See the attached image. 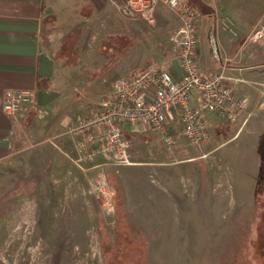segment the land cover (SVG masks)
I'll return each mask as SVG.
<instances>
[{
  "label": "rangeland",
  "instance_id": "obj_1",
  "mask_svg": "<svg viewBox=\"0 0 264 264\" xmlns=\"http://www.w3.org/2000/svg\"><path fill=\"white\" fill-rule=\"evenodd\" d=\"M250 11L247 54L263 74L248 79L259 82L264 40L255 33L264 0H251ZM164 17L173 35V17ZM127 18L157 26L156 11L150 19ZM110 52L113 70L125 54ZM69 55L78 63L80 54ZM100 72H90L92 97L101 95ZM244 115L229 126L212 121L210 139L199 146L181 139L170 149L148 131L134 134L129 164L86 172L77 166L89 176V193L69 205L58 184L35 169L0 167V264H264V144L256 143L260 131L264 136V99L250 95ZM99 172L106 195L96 189Z\"/></svg>",
  "mask_w": 264,
  "mask_h": 264
},
{
  "label": "crops",
  "instance_id": "obj_2",
  "mask_svg": "<svg viewBox=\"0 0 264 264\" xmlns=\"http://www.w3.org/2000/svg\"><path fill=\"white\" fill-rule=\"evenodd\" d=\"M183 1L191 3L202 15L198 48L201 71L214 73L220 69L210 46V37L214 36L230 86L248 100L250 95H260L263 100L264 81L248 79L257 71L251 67L253 54H247L249 44L245 41L251 33L246 32L251 0ZM116 2L0 0V167L35 169L42 174L41 180L49 177L58 184L57 194L63 192L68 205L71 198L82 199L89 193L85 186L89 176L75 163L78 153L69 128L78 118L98 110L102 98L118 78L138 74L148 66L163 67L175 79L180 76L173 41L181 26L179 14L160 4L156 9L157 26L153 27L127 18ZM164 14L173 17L171 22L176 28L173 35L168 31L170 22ZM263 20L264 17L256 25ZM113 50L125 55L116 57L115 68L108 70ZM69 54H80L78 63L71 64ZM95 69L101 70L103 88L101 95L92 97L88 92ZM118 71L120 77L107 79L108 72L114 75ZM11 96L21 98V111L16 119L4 110ZM254 113L249 114L243 128ZM143 131L141 127H125L131 143V137ZM260 132L258 149L264 144Z\"/></svg>",
  "mask_w": 264,
  "mask_h": 264
},
{
  "label": "built area",
  "instance_id": "obj_3",
  "mask_svg": "<svg viewBox=\"0 0 264 264\" xmlns=\"http://www.w3.org/2000/svg\"><path fill=\"white\" fill-rule=\"evenodd\" d=\"M160 4L177 12L181 19V26L173 37L180 76L175 79L163 67L148 66L138 74L117 80L95 113L77 119L69 133L78 153L75 163L85 172L129 164L131 142L125 135L127 125L156 134L170 149H176L181 139L191 146H199L211 137L212 119L219 124L233 125L248 109V98L238 95L229 84L227 68L214 36L210 37V46L220 69L204 73L199 68L202 15L196 8L183 0L116 2L126 17L144 19L154 17ZM255 39L264 40V21ZM20 103V97L11 96L4 105L5 112L16 119L20 115ZM97 181L96 189L106 195L104 172L98 173Z\"/></svg>",
  "mask_w": 264,
  "mask_h": 264
},
{
  "label": "trees",
  "instance_id": "obj_4",
  "mask_svg": "<svg viewBox=\"0 0 264 264\" xmlns=\"http://www.w3.org/2000/svg\"><path fill=\"white\" fill-rule=\"evenodd\" d=\"M189 3V2H188ZM192 7H194L195 8V6H193L191 3H189Z\"/></svg>",
  "mask_w": 264,
  "mask_h": 264
}]
</instances>
